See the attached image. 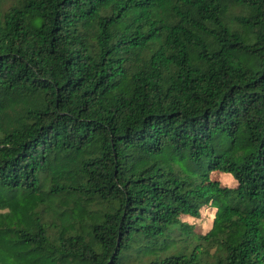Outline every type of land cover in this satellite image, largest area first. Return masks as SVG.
I'll use <instances>...</instances> for the list:
<instances>
[{"label": "trees", "instance_id": "16d2710c", "mask_svg": "<svg viewBox=\"0 0 264 264\" xmlns=\"http://www.w3.org/2000/svg\"><path fill=\"white\" fill-rule=\"evenodd\" d=\"M0 264H264V0H0Z\"/></svg>", "mask_w": 264, "mask_h": 264}, {"label": "rangeland", "instance_id": "374dc122", "mask_svg": "<svg viewBox=\"0 0 264 264\" xmlns=\"http://www.w3.org/2000/svg\"><path fill=\"white\" fill-rule=\"evenodd\" d=\"M219 178L227 185H233V181L229 177L220 175ZM214 212L215 210L211 206L203 207L198 218L182 216V221L192 225L196 233L205 234L211 228Z\"/></svg>", "mask_w": 264, "mask_h": 264}]
</instances>
